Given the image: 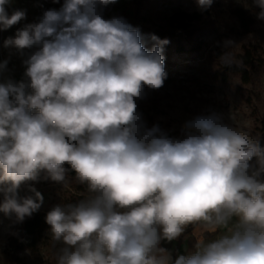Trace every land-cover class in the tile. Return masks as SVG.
<instances>
[{"label":"clouds","instance_id":"clouds-1","mask_svg":"<svg viewBox=\"0 0 264 264\" xmlns=\"http://www.w3.org/2000/svg\"><path fill=\"white\" fill-rule=\"evenodd\" d=\"M12 2L0 0V31L26 18L9 15ZM114 3L64 0L5 39L19 54L37 50L25 79L0 82V212L22 223L44 202L28 182L67 188L74 172L87 194L45 217L56 264H264V147L215 111L187 120L182 138L148 128L137 100L163 86L170 41L149 34L145 47L123 17H103ZM252 5L264 20V0ZM234 45L224 42L222 66H243ZM189 226L216 238L173 260L161 241Z\"/></svg>","mask_w":264,"mask_h":264},{"label":"rangeland","instance_id":"rangeland-1","mask_svg":"<svg viewBox=\"0 0 264 264\" xmlns=\"http://www.w3.org/2000/svg\"><path fill=\"white\" fill-rule=\"evenodd\" d=\"M63 3L64 0H59V3L53 0H13L7 9L9 15L20 9L26 11V18L0 31V62L8 61L6 70L0 73V82L25 79L23 61L37 50L34 47L19 54L14 49L4 47L5 39L14 37L16 31L26 24L38 22L44 11L59 10ZM178 4L189 12L202 14L203 22L194 26L203 29L201 39L204 45L199 59L193 61L164 53L167 78L163 86L158 90L145 87L144 98L137 100L138 111L145 125L148 128L158 125L161 130L173 132L176 138H182L181 129L187 120L215 111L223 115L225 122L247 132L264 147V20L258 19L256 15L260 9L252 5V0H213L207 10H201L197 0H179ZM236 10L247 13L248 26H244L235 16ZM134 12V0H116V3L102 9L105 19H132ZM171 13L172 6L163 0L145 2L140 13L142 22L138 24L145 38V47L150 49L149 34H159ZM229 40L235 45L227 51L236 59L241 60L242 55L252 51L259 60V64L249 70L247 81L243 80L241 74L228 73L219 62L223 44ZM67 179L70 182L67 188L51 180L28 182L44 198L37 212L47 213L62 199L74 193V180L69 176ZM30 194L27 185H22L20 195ZM19 224L14 218L0 212V264H56V249L49 238L50 226L44 231L35 250L17 251L11 246L10 240L18 235ZM192 234L191 228L185 231L182 238L188 251H193L188 247ZM214 238L208 235L206 241Z\"/></svg>","mask_w":264,"mask_h":264},{"label":"trees","instance_id":"trees-1","mask_svg":"<svg viewBox=\"0 0 264 264\" xmlns=\"http://www.w3.org/2000/svg\"><path fill=\"white\" fill-rule=\"evenodd\" d=\"M148 0H134L135 12L134 17L132 19H127L126 21L135 28H139L138 24L142 22L141 10L144 8L145 2ZM167 4L172 6V13L167 18L166 25H164L163 29L159 32V34H155L161 39L167 38L170 43L165 46L164 53L167 55H177L183 57L186 61H193L199 59L201 55V50L203 48V29L195 27L199 23L203 22L202 14L198 12H189L183 9L179 0H163ZM235 16L243 23L244 26H248L249 19L247 17V13L244 10H236L234 12ZM148 45L150 48L152 47V41H149ZM241 60L243 61L242 67L233 66H225V70L228 73L241 74L243 76V80H248V72L250 69H254L258 64L259 60L255 58L254 53L252 51H247L244 55H242ZM171 138H176L175 133L170 131H164ZM68 176L74 180V184H72V188L74 193L70 194L66 198L60 201V205L67 203H76L79 199L85 196L86 186L79 185L75 181V173L69 172ZM47 213L44 212H36L31 217L26 218L22 223L19 224L18 235L11 238L10 243L11 246L17 251H25V250H35L39 245L40 239L48 227L46 223L45 217ZM187 232L190 229L186 230ZM184 234L181 236L177 248L173 252L172 259L176 257L178 254L181 244L182 238ZM190 248L195 249V245L197 241L192 236L188 242Z\"/></svg>","mask_w":264,"mask_h":264},{"label":"crops","instance_id":"crops-1","mask_svg":"<svg viewBox=\"0 0 264 264\" xmlns=\"http://www.w3.org/2000/svg\"><path fill=\"white\" fill-rule=\"evenodd\" d=\"M191 228H192V233H193L192 234V237L196 239L197 243L198 242H207V241H209L210 239L206 241V237L208 235L210 237H215L216 238V234L205 233L198 226H195V227L189 226L187 229H190L191 230ZM181 236L179 238H177L176 240L172 241V242L161 241L160 247H163V248L169 250L171 252V255L173 256V252L177 248ZM185 247L186 246H184V244L182 243L178 254L176 255V257L173 260H175L179 255H185V256H187V255L192 254L195 251V249H193V251H188L187 247L186 248ZM188 247H190L189 244H188Z\"/></svg>","mask_w":264,"mask_h":264}]
</instances>
